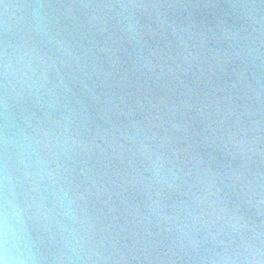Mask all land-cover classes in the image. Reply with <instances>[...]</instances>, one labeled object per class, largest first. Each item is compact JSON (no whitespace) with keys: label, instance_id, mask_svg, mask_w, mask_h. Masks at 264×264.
Listing matches in <instances>:
<instances>
[{"label":"clouds","instance_id":"1","mask_svg":"<svg viewBox=\"0 0 264 264\" xmlns=\"http://www.w3.org/2000/svg\"><path fill=\"white\" fill-rule=\"evenodd\" d=\"M0 264H264V0L4 3Z\"/></svg>","mask_w":264,"mask_h":264},{"label":"water","instance_id":"2","mask_svg":"<svg viewBox=\"0 0 264 264\" xmlns=\"http://www.w3.org/2000/svg\"><path fill=\"white\" fill-rule=\"evenodd\" d=\"M29 2V0H0V26H2V17H3V5L4 3L8 4H24ZM70 2V0H68ZM154 46L159 47L163 50V54L165 57L169 54V52L174 51V45H169L166 40L160 39L158 40ZM149 95L151 96V91L147 84H145L144 79L140 78L139 80L133 79L132 83L127 86L125 89V95L127 99H133L137 95ZM110 164V166L105 167V165ZM91 166L96 168H103L105 171H107L112 178H116V173L120 171L122 168V165L118 160H112L111 162L108 161H101L97 162L96 160L91 161ZM102 205L98 203H92L90 204V209L94 213H99L101 211ZM104 211H107V209H104Z\"/></svg>","mask_w":264,"mask_h":264}]
</instances>
